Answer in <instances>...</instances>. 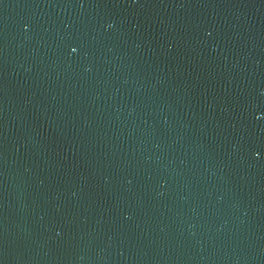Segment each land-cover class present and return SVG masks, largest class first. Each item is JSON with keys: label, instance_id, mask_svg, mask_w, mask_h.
Here are the masks:
<instances>
[{"label": "water", "instance_id": "obj_1", "mask_svg": "<svg viewBox=\"0 0 264 264\" xmlns=\"http://www.w3.org/2000/svg\"><path fill=\"white\" fill-rule=\"evenodd\" d=\"M0 264H264V0H0Z\"/></svg>", "mask_w": 264, "mask_h": 264}]
</instances>
